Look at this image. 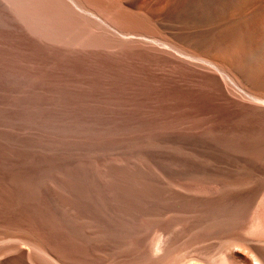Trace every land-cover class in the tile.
<instances>
[{
  "label": "bare ground",
  "instance_id": "6f19581e",
  "mask_svg": "<svg viewBox=\"0 0 264 264\" xmlns=\"http://www.w3.org/2000/svg\"><path fill=\"white\" fill-rule=\"evenodd\" d=\"M0 71L93 116L123 108L169 189L148 210L140 188L118 258H77L22 217L32 237L1 238L0 264H264V0H0Z\"/></svg>",
  "mask_w": 264,
  "mask_h": 264
},
{
  "label": "rangeland",
  "instance_id": "374dc122",
  "mask_svg": "<svg viewBox=\"0 0 264 264\" xmlns=\"http://www.w3.org/2000/svg\"><path fill=\"white\" fill-rule=\"evenodd\" d=\"M1 74L0 239L5 236L11 245L13 242L21 243L22 239L23 242L30 240L32 232L27 233L18 227L32 218L31 227L36 226L38 232L43 230L40 235L52 231L49 236L45 234L48 237H42L44 240L54 239L52 244L56 242V248L67 245L66 248L71 250L72 245L77 258L102 260L108 255L118 258L122 230L133 225L140 204L145 202L141 201L144 192L147 198L143 200H148V210L150 202L155 206L160 200L158 206L162 210L168 208L166 203L163 204L165 200L162 202L169 196L168 180L160 178L163 183H157L151 171L153 165H158L150 146L153 132L148 130L147 135H140L134 127L138 121L126 117L123 108L111 106L104 113L93 116L86 105L76 107L74 104L73 107L70 103V107L69 102L60 99L58 103L53 99L54 94L40 92V95L31 88L23 89L21 83L24 82L17 79L15 83L13 79L9 82L12 80ZM164 127L163 133L167 129ZM176 143L164 146L166 157L181 151ZM176 154L180 156L178 152ZM141 165H146L154 174L147 170L146 189L140 187ZM147 180L150 183H146ZM158 187L165 192H159ZM8 193H11V198H8ZM159 207L156 210L162 211ZM42 223L46 226L43 227Z\"/></svg>",
  "mask_w": 264,
  "mask_h": 264
}]
</instances>
